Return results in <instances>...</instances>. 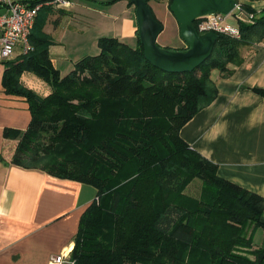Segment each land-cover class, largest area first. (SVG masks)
Returning <instances> with one entry per match:
<instances>
[{"label": "trees", "instance_id": "16d2710c", "mask_svg": "<svg viewBox=\"0 0 264 264\" xmlns=\"http://www.w3.org/2000/svg\"><path fill=\"white\" fill-rule=\"evenodd\" d=\"M239 24L240 40L218 35L210 58L191 73L152 67L136 36L135 48L101 38L99 54L61 78L49 38L34 26L32 51L5 61V93L25 98L31 115L24 132L4 133L20 137L11 163L97 191L79 220L75 264H264V249L251 239L264 199L219 178L179 135L215 98L211 71L229 76L227 66L242 62L239 49L264 38V16ZM23 73L44 82L48 94L20 88ZM192 181L198 193L187 197Z\"/></svg>", "mask_w": 264, "mask_h": 264}, {"label": "crops", "instance_id": "0c3cea01", "mask_svg": "<svg viewBox=\"0 0 264 264\" xmlns=\"http://www.w3.org/2000/svg\"><path fill=\"white\" fill-rule=\"evenodd\" d=\"M45 1L28 0L30 4ZM66 1L68 8L43 6L36 18L35 32H42L51 42L48 52L52 46L60 45L65 26L80 18L83 10L113 19L111 30L102 38L117 39L128 47L137 42L134 6L127 0L108 4ZM235 2L253 13L255 21L264 16V0ZM156 3L166 24H171L173 37H178L179 29L167 0ZM236 22L238 27L242 23ZM58 29H62L61 35L56 33ZM179 45L177 48H185L181 40ZM239 53L242 62L227 66L229 76L211 71L209 79L216 96L181 128L179 135L191 150L216 166L219 178L264 199V97L254 92L264 90V38L241 47ZM22 56L17 48L7 62L18 61ZM6 67V62L0 60V264H49L54 256L71 250L80 217L96 199L97 191L86 184L11 163L15 145H8L4 133L24 132L31 115L25 98L5 93ZM37 79L31 73H23L20 82L32 91L34 85L43 96L47 95V85ZM251 239L255 248L264 249V216L261 225L252 229Z\"/></svg>", "mask_w": 264, "mask_h": 264}, {"label": "water", "instance_id": "95a60500", "mask_svg": "<svg viewBox=\"0 0 264 264\" xmlns=\"http://www.w3.org/2000/svg\"><path fill=\"white\" fill-rule=\"evenodd\" d=\"M108 4L117 0H92ZM134 6L136 36L143 50V57L152 67L170 74L191 73L207 61L219 36L214 33L198 34L193 23L199 18L220 14L228 16L237 4L235 0H172L169 12L178 29L185 48L173 50L159 47L157 37L163 27L158 23L147 0H127ZM4 11L0 10V14Z\"/></svg>", "mask_w": 264, "mask_h": 264}, {"label": "rangeland", "instance_id": "374dc122", "mask_svg": "<svg viewBox=\"0 0 264 264\" xmlns=\"http://www.w3.org/2000/svg\"><path fill=\"white\" fill-rule=\"evenodd\" d=\"M148 6L152 11L155 20L160 23L163 27V31L159 34L156 40L157 45L159 47L165 48L164 45L166 44L170 45L169 47L171 48L169 49L179 50V48H177L180 46L179 35L178 37H173V32L171 30V27L169 26L171 24H166V21L162 16V9L160 8V6L154 0L148 1ZM79 13H81L80 18L76 17V20L74 19L72 21L73 23H70V26L69 24L67 25L69 27L65 26V38L59 42L60 45L52 46L48 52L49 58L52 61V64H54L55 69L58 71L61 78H64L71 73V71L74 69V65L76 62L84 58L96 56L99 54L98 41L102 38L103 35H105V33L108 32V29H110V23L113 21V19L111 20V18L109 19L108 17L105 18V16L98 15L97 12H87L83 10ZM226 22L232 26L238 27L236 19L233 16H228ZM58 30L56 31V33L58 35H61L63 33L62 29L59 31ZM135 45H137V42L130 45V47H134ZM19 61L13 60L9 63ZM38 82H40V79L38 80ZM20 86V88L22 89H29L22 82H20ZM32 88L33 91L38 95H44L43 92H40L39 89L36 88L34 85ZM36 89L38 90L36 91ZM19 139L20 137H8V145L11 146L13 144L16 146ZM9 146H7V149L9 148ZM196 189H198V185L196 182L192 181L184 188V195L187 197H191L192 195L198 193ZM171 199L174 201V203L181 202V200H178L177 197H171ZM73 247L74 242L71 250L68 251L70 258Z\"/></svg>", "mask_w": 264, "mask_h": 264}, {"label": "built area", "instance_id": "2783aa9c", "mask_svg": "<svg viewBox=\"0 0 264 264\" xmlns=\"http://www.w3.org/2000/svg\"><path fill=\"white\" fill-rule=\"evenodd\" d=\"M43 6L68 8L70 5L66 0H47L33 5L28 0H0V10L4 11L3 14H0L1 61L11 60L17 48H19L20 55L23 56L32 51L29 36ZM228 16H233L242 23H253L255 21L253 13L245 12L238 5ZM228 16L208 15L196 20L197 23L194 27L201 35L211 32L238 41L241 38L240 29L226 22ZM68 251L64 250L59 255L51 258L49 264H75L69 257Z\"/></svg>", "mask_w": 264, "mask_h": 264}]
</instances>
